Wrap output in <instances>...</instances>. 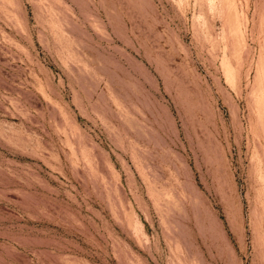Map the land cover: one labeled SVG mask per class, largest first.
Segmentation results:
<instances>
[{
  "label": "rangeland",
  "instance_id": "1",
  "mask_svg": "<svg viewBox=\"0 0 264 264\" xmlns=\"http://www.w3.org/2000/svg\"><path fill=\"white\" fill-rule=\"evenodd\" d=\"M263 204L264 0H0V264H264Z\"/></svg>",
  "mask_w": 264,
  "mask_h": 264
},
{
  "label": "bare ground",
  "instance_id": "2",
  "mask_svg": "<svg viewBox=\"0 0 264 264\" xmlns=\"http://www.w3.org/2000/svg\"><path fill=\"white\" fill-rule=\"evenodd\" d=\"M262 201V200H261ZM264 205V204H263ZM264 210V209H263Z\"/></svg>",
  "mask_w": 264,
  "mask_h": 264
}]
</instances>
